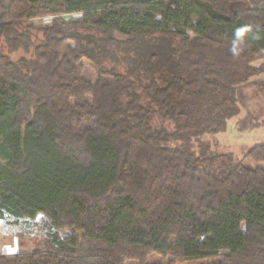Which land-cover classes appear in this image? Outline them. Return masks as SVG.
I'll list each match as a JSON object with an SVG mask.
<instances>
[{"label": "trees", "instance_id": "1", "mask_svg": "<svg viewBox=\"0 0 264 264\" xmlns=\"http://www.w3.org/2000/svg\"><path fill=\"white\" fill-rule=\"evenodd\" d=\"M1 43L0 218L70 234L0 264H264V140H200L264 75V0H0Z\"/></svg>", "mask_w": 264, "mask_h": 264}, {"label": "rangeland", "instance_id": "2", "mask_svg": "<svg viewBox=\"0 0 264 264\" xmlns=\"http://www.w3.org/2000/svg\"><path fill=\"white\" fill-rule=\"evenodd\" d=\"M73 16L62 15L58 17L68 20L69 17ZM51 18L50 16H45L36 18L30 22L42 25L50 22ZM35 34L41 36L38 33ZM0 54L7 56L13 62L18 61L20 58H30V53H26L21 49L9 51L3 43L0 44ZM260 56L254 62V65L264 67V51L260 53ZM240 91V113L227 121L225 131L218 134H205L200 137V140L208 144L212 150L216 152H230L237 159H241V149L243 147L264 140V75L259 74L251 77L250 81L243 85ZM253 117L254 119L257 118L258 123L261 122L259 128L244 133L237 131V120H249ZM250 165L253 164L250 163ZM52 234L65 237L70 234V230L66 227L54 228L42 213H38L32 219L14 217L4 213L3 217L0 218V236L2 235L1 240L4 246L0 250V254L34 250Z\"/></svg>", "mask_w": 264, "mask_h": 264}, {"label": "crops", "instance_id": "3", "mask_svg": "<svg viewBox=\"0 0 264 264\" xmlns=\"http://www.w3.org/2000/svg\"><path fill=\"white\" fill-rule=\"evenodd\" d=\"M2 236V235H1ZM1 236H0V250L1 249H3L4 248V246H3V243H2V240H1ZM16 253V252H15ZM12 254H14V251L12 252V253H5V254H3V255H12ZM0 255H2V254H0Z\"/></svg>", "mask_w": 264, "mask_h": 264}]
</instances>
